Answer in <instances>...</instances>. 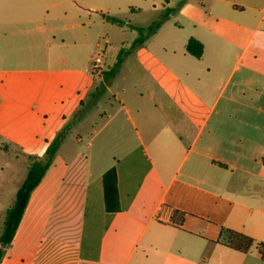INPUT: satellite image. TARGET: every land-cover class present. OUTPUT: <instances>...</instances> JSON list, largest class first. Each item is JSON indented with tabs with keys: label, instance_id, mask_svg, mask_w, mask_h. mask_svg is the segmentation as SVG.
Segmentation results:
<instances>
[{
	"label": "crops",
	"instance_id": "0c3cea01",
	"mask_svg": "<svg viewBox=\"0 0 264 264\" xmlns=\"http://www.w3.org/2000/svg\"><path fill=\"white\" fill-rule=\"evenodd\" d=\"M164 1L158 15L173 12L159 29L114 46L102 35L117 25L106 4L0 0L2 151L27 166L42 158L99 80L118 103L93 150L59 162L62 141L31 193L58 188L52 217L65 222L43 229L59 240L29 238L0 264H264L221 234L264 242V0ZM190 38L200 59L185 50ZM101 45L114 51L103 71L130 50L107 83L92 69ZM112 166L120 211L108 213L102 175ZM67 228L76 240L64 239Z\"/></svg>",
	"mask_w": 264,
	"mask_h": 264
},
{
	"label": "rangeland",
	"instance_id": "374dc122",
	"mask_svg": "<svg viewBox=\"0 0 264 264\" xmlns=\"http://www.w3.org/2000/svg\"><path fill=\"white\" fill-rule=\"evenodd\" d=\"M96 1L101 5L106 4L108 9V13L106 15L108 19L113 16L123 22L122 25H108V32L104 31L102 33L104 38L107 36L111 39L110 41L114 46L119 45V41H122L123 44H128L133 39H136L138 37V32L132 27H145L157 20L160 16V14L158 15V11L162 9L161 5H165L164 0ZM167 1L171 2L172 0ZM132 8H135L136 11H131ZM154 8H156V10ZM172 24L171 20H168L163 28H171ZM152 40H154V38L151 39V43L154 42ZM102 41L103 39L101 42ZM127 51H123V56L127 55ZM92 53L102 56L104 54L105 64H109L111 61V55L114 51L109 50L106 52L103 45H101L100 48L94 50ZM103 72L101 73L102 76ZM113 85L114 84H110V86ZM96 87L98 90L94 91L92 97L90 96L88 100L84 102V106L79 112V115L71 120L72 123L70 124L68 132L63 140L64 142L61 153L58 155L59 162H70L75 157L81 158L82 152L90 153L95 147V144L98 143L99 140L106 134L107 128H105L104 125L107 120V115L112 114L113 111L118 108V103L113 98L112 93L107 92L103 88L101 80L96 83ZM115 91H117V88L112 87V92L115 93ZM76 140L78 142H76ZM90 141L92 144L87 148L86 144ZM26 172L27 162L24 158L18 156L15 150L12 151L11 149H8L2 151L0 149V234L2 232L6 210L13 203L15 190L23 181ZM41 190H43V187H41ZM58 193V188H55V190H52L45 196H42V193H36L32 196L14 239L11 243L5 246L4 250H1V258H5L6 255L11 256L16 254L18 251L20 252V249L22 248L21 244L23 241L29 240V238L33 241L42 238V236L47 232V230H44L43 228L49 222H65L62 220V215L60 218L52 217V206L58 199ZM77 218L79 217L77 216ZM66 222L68 227L69 225L77 222V219L75 218L71 222H69L68 219ZM55 231L56 236L51 233H47L45 234V238L49 235L51 239L59 240L57 230L55 229ZM75 234V228H67L65 232L67 238L64 239L68 241L76 240V238H74Z\"/></svg>",
	"mask_w": 264,
	"mask_h": 264
},
{
	"label": "trees",
	"instance_id": "16d2710c",
	"mask_svg": "<svg viewBox=\"0 0 264 264\" xmlns=\"http://www.w3.org/2000/svg\"><path fill=\"white\" fill-rule=\"evenodd\" d=\"M172 12L173 9L164 8L160 13L159 18L148 26L132 27L138 32V37L134 40L132 46L143 43L145 39L159 29V27L170 17ZM109 20L119 25L123 24L121 20L114 17L109 18ZM185 50L189 55L196 59H200L203 53V45L198 40L190 38L186 43ZM123 54L124 52L120 51L113 66L109 70L103 72L104 82H108L109 79L116 74L117 69L122 63ZM71 123L72 122L67 123L56 134L54 139L49 143L42 158L28 156L29 163L26 175L15 193L13 203L6 210L3 228L0 234V260L2 257L1 247L8 245L14 239L30 200L31 193L40 184L45 173L52 165L53 159L56 156L60 144L68 132ZM102 193L104 210L108 213L120 211V198L115 166L109 168L102 175ZM221 234L225 236L224 244L228 248L240 253L254 251L260 260L264 261V242L257 241L250 236L230 229H222Z\"/></svg>",
	"mask_w": 264,
	"mask_h": 264
},
{
	"label": "built area",
	"instance_id": "2783aa9c",
	"mask_svg": "<svg viewBox=\"0 0 264 264\" xmlns=\"http://www.w3.org/2000/svg\"><path fill=\"white\" fill-rule=\"evenodd\" d=\"M92 69L95 73L101 74L103 72V56L96 55L92 59Z\"/></svg>",
	"mask_w": 264,
	"mask_h": 264
}]
</instances>
